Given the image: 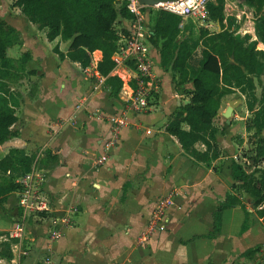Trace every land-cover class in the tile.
Returning a JSON list of instances; mask_svg holds the SVG:
<instances>
[{"label": "crops", "instance_id": "0c3cea01", "mask_svg": "<svg viewBox=\"0 0 264 264\" xmlns=\"http://www.w3.org/2000/svg\"><path fill=\"white\" fill-rule=\"evenodd\" d=\"M11 1L0 0V18L18 31V39L5 48V56L20 60L21 70L17 79L8 82L6 98L15 117L9 128L17 135L0 143V181L15 182L25 172L21 159L31 153L36 159L46 148L57 154L58 162L48 171L37 162L31 165L52 211L25 217L20 244L25 253L15 255L9 250L14 257L9 260L0 255V264H42L45 252H50L56 264H252L245 253L248 248H257L261 253L257 260L264 264V221L256 210L263 203L251 207L242 188L238 196L250 213L244 215L239 204L223 208L218 228L208 235L216 204L231 191L235 180L237 171L232 168L243 164L240 153L234 152L232 122L226 125L217 112L211 117L218 128V149L223 151L215 157L199 158L184 151L165 130L180 102L169 68L173 41L159 50L151 33L153 22H148L150 35L144 41L156 90L146 109L129 112L125 124L118 127V154L108 152V158L94 166L111 133L108 115L122 106L120 86L114 93L108 83L89 87L82 65L65 54L67 40L59 35L47 39L46 28L25 20ZM176 18L169 13L165 20L171 27V40L183 42L190 52L186 61L195 68L201 59V26L189 19L173 26ZM113 26L116 34L123 32L125 20L119 18ZM201 28L218 30V18L211 17ZM90 54L98 60L101 50L93 48ZM5 154L12 155L9 164L2 160ZM168 193L172 202L157 235L138 244L136 237L154 203ZM17 198V187L0 195V241H7L8 248L15 241L9 233L21 212ZM71 205H76V211H65ZM66 212L70 225L59 237L48 239L50 220Z\"/></svg>", "mask_w": 264, "mask_h": 264}, {"label": "trees", "instance_id": "16d2710c", "mask_svg": "<svg viewBox=\"0 0 264 264\" xmlns=\"http://www.w3.org/2000/svg\"><path fill=\"white\" fill-rule=\"evenodd\" d=\"M247 5H256L259 0H244ZM126 0H12L11 4L19 8L24 19L35 23L37 27L46 28L47 39L59 35L63 41L72 35L73 39L65 50V54L84 66L88 63L90 51L93 48L101 50V57L97 60V70L106 75L113 66L110 54L116 47V30L113 23L119 18H128L132 13L126 8ZM208 7L214 6L207 3ZM219 29L208 32L199 27L201 59L195 68L191 67L186 58L190 52L181 40H171V27L165 22L169 13L159 10L152 16L151 33L159 42V50L169 47L173 41L172 57L169 62L171 79L174 88L179 91L178 84L185 80L191 82L187 101L182 98L170 119L165 124V130L176 137L184 151L203 158L208 155L215 157L219 153L215 134L218 128L211 123V117L219 106L220 96L225 88L234 86L241 93L246 94L253 88L252 76L257 70L259 60L255 50L254 40L245 43L240 36L227 26H222L221 0L215 5ZM177 17V16H176ZM179 18L173 22L178 24ZM189 24V22L187 23ZM258 40L264 44V16L256 27ZM18 31L0 18V143L17 135V131L10 129L14 121L13 110L8 104L6 94L9 91L8 82L20 76L21 61L12 60L5 56V48L16 42ZM26 56V53L23 54ZM110 92L114 93L120 86L121 80L115 76L108 77ZM227 86V87H226ZM179 88V89H178ZM246 107L252 113L244 128L247 132L250 146L242 156L243 164H234L237 173L230 184V192H226L223 199L216 204L213 213V227L208 235H213L218 228L220 211L229 206L239 204L244 215L250 213L245 207L241 191L250 198L251 207L263 203L257 212L263 215L264 221V137L260 135L264 128V102L254 108L249 102ZM181 111V112H180ZM184 125L186 127H184ZM200 141L204 145L202 151L193 147L194 142ZM35 154L21 159L24 171L37 162L43 170H50L57 162V154L49 148L43 150V155L34 159ZM12 155L5 154L2 160L9 164ZM251 170L246 171L247 168ZM234 172V171H233ZM252 172L257 173V178ZM258 181V184H256ZM18 184L8 179L0 181V195L16 188ZM242 188V189H241ZM257 248H248L245 253L252 264H261L257 259L261 254ZM259 253V254H258ZM0 255L9 258L10 252L7 241H0ZM257 255V257H256Z\"/></svg>", "mask_w": 264, "mask_h": 264}, {"label": "built area", "instance_id": "2783aa9c", "mask_svg": "<svg viewBox=\"0 0 264 264\" xmlns=\"http://www.w3.org/2000/svg\"><path fill=\"white\" fill-rule=\"evenodd\" d=\"M207 3L208 0H162L147 5L141 4L137 0H126V8L132 13V16L123 18L125 20L124 31L117 33L116 47L110 54L113 61L112 68L106 75L101 74L96 67L97 60L91 56L88 63L81 68L83 77L88 81L89 87L94 89L107 83L109 85L108 77L110 75H115L121 80L118 90L121 93L122 106L119 112L108 115L111 133L108 139L103 142L104 151L94 158V166L103 163L109 156L108 152L113 155L118 154V127L125 124L129 112L146 109L152 93L156 90L157 84L152 71V60L149 56L148 45L144 41L150 35L147 15L154 11L163 10L177 16L179 26H182L186 19L204 26L211 17H215L217 12L215 5L208 7ZM230 10V5L222 7L225 15L232 14L233 12ZM239 14H244L248 19L253 15V9L236 10L233 16L238 18L240 17ZM119 68L120 71H118ZM124 77L125 80L123 81ZM75 106L78 107L79 105ZM15 182L18 184L17 205L20 207L21 212L9 233L11 237L15 238L9 250L19 255L25 253L24 250L20 249L25 217L36 212H50L52 206L47 196L39 188L32 168L20 174ZM171 202L172 194L168 193L154 203L146 225L136 237L138 244H143L150 237L157 235L164 212ZM76 208V205H71L65 211L74 212ZM67 212L50 220L47 229L48 239L52 240L59 237L63 233V229L70 225ZM12 257L14 255L9 260H12ZM41 263L56 264L50 252L41 255Z\"/></svg>", "mask_w": 264, "mask_h": 264}, {"label": "rangeland", "instance_id": "374dc122", "mask_svg": "<svg viewBox=\"0 0 264 264\" xmlns=\"http://www.w3.org/2000/svg\"><path fill=\"white\" fill-rule=\"evenodd\" d=\"M208 2L212 3L213 5H216L219 0H208ZM221 3L222 7L226 5H231L234 10L230 11L233 12L236 10L239 11L241 9L247 8L253 9V15L248 19L244 16V14H239L240 17L235 18L233 16V13H230L226 15L225 20L222 21L225 26L233 30L234 33L238 34L240 36V39H242L245 43H248L252 40L256 41L255 50L257 54V59L259 60V64L256 72L252 76L253 88L246 94H244L238 91V89L234 86H231L230 88L226 86L227 88H225V92L220 96L219 106L216 110L217 113H221L220 119L222 121L223 119H225V117L222 115V111L228 105V100H234L235 104L232 106L228 118L229 121L232 122V128L234 133V152L243 153L246 148L250 146V143L247 138L251 133V129H249V132H247L244 128V123H247L248 119L252 115L251 111L246 107V102H249L254 108L260 106V104L264 102V44L256 38V27L260 24L261 17L264 16V0H259L256 5L251 6L247 5L244 0H221ZM155 13L156 11L147 15L149 23ZM223 13H225V11L221 12L222 18ZM185 21H187V19ZM194 24L197 23L195 22ZM124 80L125 77L123 78V81ZM187 86L191 87V82L189 80H185L182 84H178V87L180 88H178V94L180 95V99L184 98L185 96L188 98L189 94L187 89L189 87L187 88ZM226 125H229V123H226ZM239 129L244 131L243 135L238 133ZM260 135L264 137V128L261 131ZM194 144L197 145V147L204 149V145L199 140L194 142ZM219 153H223V151L219 150ZM254 176L257 177V173H254Z\"/></svg>", "mask_w": 264, "mask_h": 264}, {"label": "water", "instance_id": "95a60500", "mask_svg": "<svg viewBox=\"0 0 264 264\" xmlns=\"http://www.w3.org/2000/svg\"><path fill=\"white\" fill-rule=\"evenodd\" d=\"M139 3L141 4H153L157 1H162V0H137ZM256 38L258 39V36H256ZM73 39V35L66 41L65 46H64V50L67 48V46L70 44V42ZM234 100H228V105L225 107V109L222 111V115L225 117V121L226 123H229V118L228 115L231 112L232 106L234 105Z\"/></svg>", "mask_w": 264, "mask_h": 264}]
</instances>
